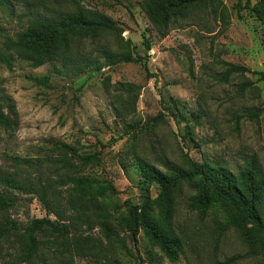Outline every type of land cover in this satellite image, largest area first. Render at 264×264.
Masks as SVG:
<instances>
[{
    "label": "rangeland",
    "instance_id": "rangeland-1",
    "mask_svg": "<svg viewBox=\"0 0 264 264\" xmlns=\"http://www.w3.org/2000/svg\"><path fill=\"white\" fill-rule=\"evenodd\" d=\"M74 1L9 0L0 7V51L33 16L73 12L76 5L117 27L95 39L76 37L68 51L71 62L0 63V113L11 123L8 128L0 123V179L35 182L36 168L14 160L25 157L41 161L43 176L99 182L78 191L72 184L56 186L65 209L62 221H76L78 229L66 238L40 235L44 247L31 264H264V244L248 242L220 202L205 212L189 207L195 190L185 182L173 193L170 228L182 247L177 260L125 224L128 206L141 202L146 186L140 161L165 173L167 163L189 169L191 162L204 161L236 173L255 157L264 172V79L256 74L264 71V0H219L225 22L212 2L203 0L166 28L154 22L143 0ZM122 53L135 60L111 63ZM227 63L248 71L225 80ZM245 82L249 85L241 89ZM61 145L96 159L76 158L58 170L52 159L62 156ZM106 182L113 190L104 188ZM0 193L13 199V206L0 210V219L22 228L35 218L55 219L34 194L1 182ZM158 193L159 186L151 184L150 199ZM261 211L264 218V202ZM17 236L0 240V264H27L19 257Z\"/></svg>",
    "mask_w": 264,
    "mask_h": 264
},
{
    "label": "trees",
    "instance_id": "trees-1",
    "mask_svg": "<svg viewBox=\"0 0 264 264\" xmlns=\"http://www.w3.org/2000/svg\"><path fill=\"white\" fill-rule=\"evenodd\" d=\"M73 3L74 0H71ZM154 22L161 28H166L177 17L183 16L191 7L200 6L203 0H143ZM214 9L219 13L221 20L225 22L227 15L225 7L219 0H210ZM9 0H0V7L8 5ZM113 21L104 15H89L83 8L76 5L75 11L69 13L57 12L52 16H33L27 26L16 35L14 40L8 41L6 48L0 51V63L11 67L17 58L28 62L33 67H39L50 62H71L73 59L68 54L70 43L76 38L95 39L100 31L114 33ZM143 44L147 50L151 48L147 37L143 35ZM11 50V51H10ZM130 53H122L111 63L134 61ZM68 62V63H69ZM82 68H77L75 73H81ZM248 69L244 66L227 63L223 73V79L232 74H243ZM259 79H264V71L256 72ZM39 84H45L43 77L35 78ZM245 82L241 89L248 86ZM129 93L133 89L127 87ZM0 123L10 127L9 120L0 113ZM122 138V137H119ZM62 151V156L52 159L59 164L61 169H66L74 164L76 158L87 161L95 160L94 154L77 155L76 151L67 145L57 147ZM68 151V154L65 152ZM14 160L35 167L37 176L35 182H23L17 179L3 176L1 184L11 190L34 194L43 204L50 217L35 218L31 223L22 228L17 221L3 217L0 219V240H7L11 235H18L19 257L22 262L31 264V260L40 256V250L44 247V239L54 237L66 238L72 229H78L76 221L65 220V209L60 206L56 186L73 185V190H86L93 183H99L95 179L75 177L72 175L59 176L52 179L43 176L40 169L41 161L37 158L14 157ZM142 178L146 182L141 202L128 206V217L125 219L127 228L135 234L142 230L148 241L156 246L160 252L170 261H175L181 252V242L171 231V214L173 193L180 182L189 184L195 194L189 197V207L205 212L214 201H218L225 207L232 219L242 230L243 236L250 243L264 244V218L261 205L264 202V172L255 157L246 162L243 169L233 173L219 163L191 162L189 169H183L174 164H165L168 173L144 162H139ZM56 170V169H55ZM159 186V193L155 199H150L149 188L151 184ZM102 186V185H101ZM104 188L113 190L110 183L106 182ZM153 205L158 213L155 215ZM13 206V199L0 193V210ZM73 208V205L70 206ZM77 218L80 215L75 211ZM107 235L113 231L106 223H102ZM223 264H230L225 261Z\"/></svg>",
    "mask_w": 264,
    "mask_h": 264
}]
</instances>
